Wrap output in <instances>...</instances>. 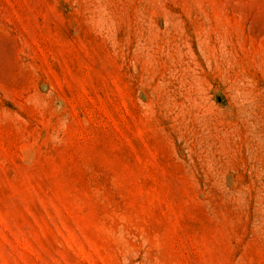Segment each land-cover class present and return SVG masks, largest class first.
<instances>
[{"label":"rangeland","instance_id":"1","mask_svg":"<svg viewBox=\"0 0 264 264\" xmlns=\"http://www.w3.org/2000/svg\"><path fill=\"white\" fill-rule=\"evenodd\" d=\"M0 264H264V0H0Z\"/></svg>","mask_w":264,"mask_h":264}]
</instances>
